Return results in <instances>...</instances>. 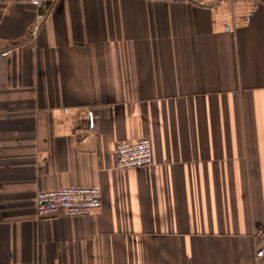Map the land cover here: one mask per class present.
<instances>
[{
	"label": "crops",
	"instance_id": "0c3cea01",
	"mask_svg": "<svg viewBox=\"0 0 264 264\" xmlns=\"http://www.w3.org/2000/svg\"><path fill=\"white\" fill-rule=\"evenodd\" d=\"M63 186L100 212L38 216ZM263 231L264 0L0 3V264H264Z\"/></svg>",
	"mask_w": 264,
	"mask_h": 264
},
{
	"label": "built area",
	"instance_id": "2783aa9c",
	"mask_svg": "<svg viewBox=\"0 0 264 264\" xmlns=\"http://www.w3.org/2000/svg\"><path fill=\"white\" fill-rule=\"evenodd\" d=\"M49 0H0L1 4L20 3L39 7ZM43 20V15H38ZM118 169L142 168L152 164V144L147 137L127 139L118 142L112 148ZM40 217H80L97 214L102 208V190L100 186H63L43 190L35 197ZM260 248L258 255H264V231L259 233Z\"/></svg>",
	"mask_w": 264,
	"mask_h": 264
}]
</instances>
